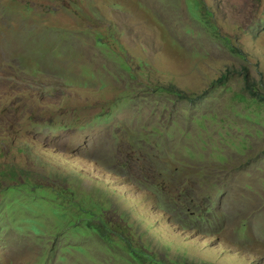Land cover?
Here are the masks:
<instances>
[{
    "label": "rangeland",
    "instance_id": "1",
    "mask_svg": "<svg viewBox=\"0 0 264 264\" xmlns=\"http://www.w3.org/2000/svg\"><path fill=\"white\" fill-rule=\"evenodd\" d=\"M0 264H264V0H0Z\"/></svg>",
    "mask_w": 264,
    "mask_h": 264
},
{
    "label": "trees",
    "instance_id": "2",
    "mask_svg": "<svg viewBox=\"0 0 264 264\" xmlns=\"http://www.w3.org/2000/svg\"><path fill=\"white\" fill-rule=\"evenodd\" d=\"M83 178H82V177ZM80 177L81 179H83L85 182H87L88 184H86L88 187H92V188H95L97 186H106L109 190H111L110 193H107V191L105 189H97V190H100V191H104L103 192V195L107 194V197L111 196L112 193H113V189H112V186L110 184H113V181L112 180H109V179H106L96 173H93V174H90V175H87V176H84V171L82 168L79 169L78 173H75V176L74 178L73 177H69V176H66V179L70 180V181H78L76 178ZM80 182V181H79ZM75 183V182H74ZM82 183V182H81ZM109 184V185H108ZM85 187V186H84ZM86 188V187H85ZM73 190L71 189V192ZM89 193H91L89 190H88ZM109 195V196H108ZM110 198V197H109Z\"/></svg>",
    "mask_w": 264,
    "mask_h": 264
},
{
    "label": "bare ground",
    "instance_id": "3",
    "mask_svg": "<svg viewBox=\"0 0 264 264\" xmlns=\"http://www.w3.org/2000/svg\"><path fill=\"white\" fill-rule=\"evenodd\" d=\"M12 45V44H11Z\"/></svg>",
    "mask_w": 264,
    "mask_h": 264
}]
</instances>
